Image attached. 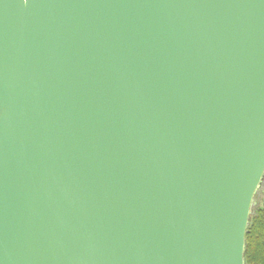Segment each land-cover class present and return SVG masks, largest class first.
I'll use <instances>...</instances> for the list:
<instances>
[{"label":"water","instance_id":"obj_1","mask_svg":"<svg viewBox=\"0 0 264 264\" xmlns=\"http://www.w3.org/2000/svg\"><path fill=\"white\" fill-rule=\"evenodd\" d=\"M264 177V0H0V264H244Z\"/></svg>","mask_w":264,"mask_h":264},{"label":"trees","instance_id":"obj_2","mask_svg":"<svg viewBox=\"0 0 264 264\" xmlns=\"http://www.w3.org/2000/svg\"><path fill=\"white\" fill-rule=\"evenodd\" d=\"M244 264H264V208L250 211L244 235Z\"/></svg>","mask_w":264,"mask_h":264},{"label":"rangeland","instance_id":"obj_3","mask_svg":"<svg viewBox=\"0 0 264 264\" xmlns=\"http://www.w3.org/2000/svg\"><path fill=\"white\" fill-rule=\"evenodd\" d=\"M264 208V177L257 189V191L254 194L253 197V204L251 206V212L256 214L259 210Z\"/></svg>","mask_w":264,"mask_h":264}]
</instances>
